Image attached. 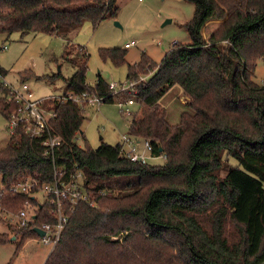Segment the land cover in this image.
<instances>
[{
  "label": "trees",
  "instance_id": "16d2710c",
  "mask_svg": "<svg viewBox=\"0 0 264 264\" xmlns=\"http://www.w3.org/2000/svg\"><path fill=\"white\" fill-rule=\"evenodd\" d=\"M116 1L0 0V33L69 39L84 23L94 27L114 16ZM186 1L193 4L183 25L190 42L174 43L159 63L143 54L128 65L126 81L134 95L113 93L100 75L87 83L86 55L78 47L84 62L66 79V92L46 108L54 112L49 125L61 140L53 160L42 139H30L23 128L0 148V213H35L26 227L10 225L20 236L14 255L27 239H39L34 228L56 223L51 198H37L54 180V162L61 182L81 171L82 187L96 206L79 203L66 212L44 264H264V78L262 84L252 79L257 60L264 62V0ZM225 17L203 40L205 22ZM64 55L70 58L68 47ZM99 55L115 67L126 64L125 49L103 48ZM0 73L5 76L1 68ZM175 85L192 113L183 112L172 125L159 99ZM0 90V113L7 120L16 104L8 90ZM82 93L102 103L133 99L141 112L128 121V135L148 140L153 157L165 156L163 165L132 162L120 143L78 146L87 102L67 96ZM25 180L35 183L28 192H8ZM8 241L0 233V244Z\"/></svg>",
  "mask_w": 264,
  "mask_h": 264
},
{
  "label": "rangeland",
  "instance_id": "374dc122",
  "mask_svg": "<svg viewBox=\"0 0 264 264\" xmlns=\"http://www.w3.org/2000/svg\"><path fill=\"white\" fill-rule=\"evenodd\" d=\"M116 8L114 16L94 27L89 22L84 23L69 39L38 32L24 35L19 32L10 35L0 33V68L4 70L5 78L15 85L20 81L27 82L35 97L43 98L44 108L48 109L52 106L53 99L66 92V79L84 62L82 54H79L83 50L86 55L87 83L93 85L100 75L108 84L116 83L115 89H119V93L134 95V85L128 87L129 82L126 81L128 65L139 62L143 54L153 62L159 63L174 43L190 42L189 34L183 25L192 17L193 4L186 0H117ZM225 19L226 17L206 21L201 30L202 39L207 41ZM166 20L170 22L164 24ZM132 41L134 45L124 47ZM66 47L71 53L70 58L64 55ZM103 48L125 49L126 64L115 67L109 60L103 61L99 55V50ZM57 74L59 76L54 77ZM148 76L149 74L142 75L138 80H145ZM263 78L264 62L257 60L252 79L255 83L262 84ZM128 99L130 98L114 103L95 102L85 105L81 126L84 137L77 135V145L97 149L101 141L109 145L119 143L122 136L128 134L127 123L130 118L140 116L141 112V108L134 103L129 106L130 116L121 113L117 103L126 102ZM187 101L178 85L171 87L159 99L169 124H178L183 112L192 113L186 106ZM6 126L7 121L0 113V148L4 147L8 140ZM142 148L140 144L138 149L141 151ZM164 160L148 159L147 163L163 165ZM230 162L236 164L234 159H230ZM37 198L39 202H43L45 196L39 192ZM28 211L32 215L34 208H29ZM14 214L16 213H0V233L9 237L7 243L0 244V264H40L45 255H48L46 259L49 257L51 246L44 245L38 238L27 239L14 255L20 238L15 230L10 228V225H16L17 217ZM111 239L120 240L119 236Z\"/></svg>",
  "mask_w": 264,
  "mask_h": 264
},
{
  "label": "built area",
  "instance_id": "2783aa9c",
  "mask_svg": "<svg viewBox=\"0 0 264 264\" xmlns=\"http://www.w3.org/2000/svg\"><path fill=\"white\" fill-rule=\"evenodd\" d=\"M134 44L135 43L132 41L130 43H126L124 47L129 48ZM132 84L133 83L129 82L128 87H131ZM0 86L3 89L8 90V100H12L16 104L15 109L6 120L8 136L13 135L19 128H23L30 139H42L45 154H49L53 160L55 148L59 146L61 142L60 137L52 133L49 125V120L54 116V112L43 107V99L35 97L27 82L20 81L19 84L15 85L12 82H9L5 76L0 73ZM116 87V83L109 84V88L114 93L119 91V89H115ZM2 96H4V92L0 90V97ZM67 99L78 103L86 101L87 104L90 105L95 102L102 103L101 98L87 97L86 93H82L81 95L69 94ZM133 104L134 101L132 99H128L123 103H117L121 113L126 116L131 115L129 106H132ZM120 144V152L132 162L147 163L148 159H165L164 155L159 157H153L151 155L152 147L148 140H138L127 134L122 136ZM140 144L143 146L141 151L138 149ZM61 173L60 169L57 168L53 162L54 180L51 183L44 184L39 191L44 194L46 198H51L50 204L54 206V210L52 212L56 216L55 224H43L39 228L44 232V235L39 237V240L44 245L51 246L49 254L57 244L61 231L68 220L66 212L72 213L79 203H86L91 207L96 206L95 200L82 187V173L80 170L77 169L76 174L72 176V180L68 183H64L59 180ZM34 185L35 183L33 181L25 180L23 182L10 185L8 192L26 193L34 187ZM3 193H5V190L1 188L0 196ZM100 194L106 197L110 195L109 192H100ZM14 215L17 217V227H26L33 221L35 213L33 212L31 215L27 209H21Z\"/></svg>",
  "mask_w": 264,
  "mask_h": 264
},
{
  "label": "water",
  "instance_id": "95a60500",
  "mask_svg": "<svg viewBox=\"0 0 264 264\" xmlns=\"http://www.w3.org/2000/svg\"><path fill=\"white\" fill-rule=\"evenodd\" d=\"M168 22H170V20H166V21L164 22V24H165V23H168ZM34 231L36 232V234H37L39 237H41V236L44 235L43 230H41V229H39V228H34ZM13 239H14V238H13Z\"/></svg>",
  "mask_w": 264,
  "mask_h": 264
},
{
  "label": "crops",
  "instance_id": "0c3cea01",
  "mask_svg": "<svg viewBox=\"0 0 264 264\" xmlns=\"http://www.w3.org/2000/svg\"><path fill=\"white\" fill-rule=\"evenodd\" d=\"M43 99V98H42ZM127 126H128V123H127ZM6 132H7V126H6ZM8 134V133H7ZM9 137V136H8ZM119 143H120V141H119ZM118 144V143H117ZM49 254V253H48ZM48 255H45V257H43V259H42V261H41V263L40 264H44V262H45V260H46V257H47Z\"/></svg>",
  "mask_w": 264,
  "mask_h": 264
}]
</instances>
